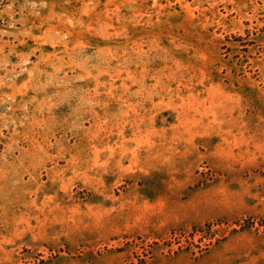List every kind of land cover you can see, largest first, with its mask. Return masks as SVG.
Returning a JSON list of instances; mask_svg holds the SVG:
<instances>
[{
	"label": "rangeland",
	"instance_id": "rangeland-1",
	"mask_svg": "<svg viewBox=\"0 0 264 264\" xmlns=\"http://www.w3.org/2000/svg\"><path fill=\"white\" fill-rule=\"evenodd\" d=\"M0 264H264V0H0Z\"/></svg>",
	"mask_w": 264,
	"mask_h": 264
}]
</instances>
